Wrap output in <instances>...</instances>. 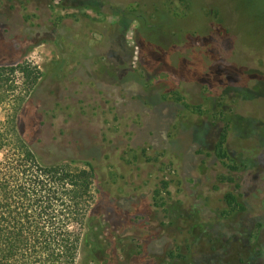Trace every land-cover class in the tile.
<instances>
[{
	"label": "rangeland",
	"instance_id": "obj_1",
	"mask_svg": "<svg viewBox=\"0 0 264 264\" xmlns=\"http://www.w3.org/2000/svg\"><path fill=\"white\" fill-rule=\"evenodd\" d=\"M124 11L138 71L136 38L143 61L166 46L181 77L216 89L154 76L143 94L179 115L161 146L131 150L125 122L73 75L82 43L102 39L96 25ZM0 66L16 78L0 128L22 109L20 125L42 123L25 139L44 162L94 168L96 234L76 264H264V0H0Z\"/></svg>",
	"mask_w": 264,
	"mask_h": 264
},
{
	"label": "trees",
	"instance_id": "obj_2",
	"mask_svg": "<svg viewBox=\"0 0 264 264\" xmlns=\"http://www.w3.org/2000/svg\"><path fill=\"white\" fill-rule=\"evenodd\" d=\"M118 15L116 23L96 25L102 35L100 41L82 43L73 75L92 86L110 106L115 119L125 122L131 150L161 146L170 141L179 115L175 111L177 103L169 102L165 94H143L154 76L167 72L181 82H197L216 89L210 81L181 77L177 68L169 64L170 50L165 51L166 46H157L165 53L157 63L151 57L143 61V44L136 38L141 69L138 71L134 66L135 48L127 41L134 18L127 11ZM197 43L194 40L191 46L194 58L200 62L202 51H197ZM199 44L206 46L202 39ZM12 71L13 68L0 66V105L16 83ZM33 84L37 86L38 80ZM21 110L10 113L6 125L0 128V264H76L96 234L92 229L97 206L94 168L89 163H85V169L74 168L70 163L76 160L71 157L44 162L25 139L31 134L39 140L44 131L42 123L20 125L17 119ZM14 134L19 139L17 147L9 145ZM216 155L225 156L222 146ZM229 198L232 205L235 198L228 195Z\"/></svg>",
	"mask_w": 264,
	"mask_h": 264
}]
</instances>
